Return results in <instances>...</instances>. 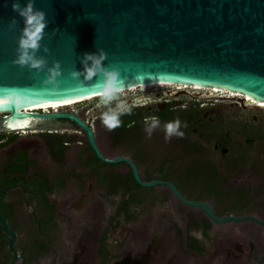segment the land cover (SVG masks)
Returning <instances> with one entry per match:
<instances>
[{
	"label": "flooded vegetation",
	"instance_id": "flooded-vegetation-1",
	"mask_svg": "<svg viewBox=\"0 0 264 264\" xmlns=\"http://www.w3.org/2000/svg\"><path fill=\"white\" fill-rule=\"evenodd\" d=\"M148 86L180 88L128 99L112 130L98 98L36 111L74 115L96 150L67 118L0 133V264H115L147 252L166 264H264V101L172 83L121 92ZM176 120L183 135L166 139Z\"/></svg>",
	"mask_w": 264,
	"mask_h": 264
},
{
	"label": "water",
	"instance_id": "water-1",
	"mask_svg": "<svg viewBox=\"0 0 264 264\" xmlns=\"http://www.w3.org/2000/svg\"><path fill=\"white\" fill-rule=\"evenodd\" d=\"M14 2L26 0H0V133L67 118L96 150L92 132L74 115L30 108L100 97L101 73L88 79L84 61L85 53L100 51L102 68L119 71L122 90L186 84L264 101V0H33L48 20L36 52L46 61L40 72L13 63L23 27ZM56 64L58 83H43ZM157 261L147 252L115 264H166Z\"/></svg>",
	"mask_w": 264,
	"mask_h": 264
},
{
	"label": "clouds",
	"instance_id": "clouds-1",
	"mask_svg": "<svg viewBox=\"0 0 264 264\" xmlns=\"http://www.w3.org/2000/svg\"><path fill=\"white\" fill-rule=\"evenodd\" d=\"M11 8L23 20V27L20 29V36L17 40V54L13 63L20 67H27L40 72L44 68L46 61L43 58H38L36 52L41 47V41L44 38L48 24L46 14L44 11L34 7L33 0H26L23 6L18 2H14ZM12 24H15L14 18L12 19ZM105 55L103 51L98 54L85 53V75L88 79H91L97 73H101V79L97 84L100 89V102L104 106H109L113 101L119 100L124 81L120 79V73L117 69L105 70L102 68ZM77 75L76 73L72 74L73 77ZM59 76V65L56 64L48 69L47 76L42 82L55 86L58 83L57 77ZM123 114H125L124 104L118 103L115 108H109L108 111L103 113L102 119L107 128L112 130L120 126V116ZM158 126V118H153L151 125L146 128V132L150 135ZM165 131L167 133L166 139H170L173 135H183L180 131L179 120L166 124Z\"/></svg>",
	"mask_w": 264,
	"mask_h": 264
},
{
	"label": "rangeland",
	"instance_id": "rangeland-1",
	"mask_svg": "<svg viewBox=\"0 0 264 264\" xmlns=\"http://www.w3.org/2000/svg\"><path fill=\"white\" fill-rule=\"evenodd\" d=\"M167 88V87H172V88H180V87H177V86H148V87H146V89L145 90H141V89H138V90H134V91H126V92H121L120 93V96H119V98H121V99H119V100H117V101H113L112 102V104L111 105H109V106H104V108H102V109H108L109 110V108H115L116 107V105L118 104V103H123V104H125V103H127V100L128 99H131V98H134V97H138V95H140V94H142V93H144V92H154V91H156V90H160L161 88ZM182 89H193V88H190V87H185V88H182ZM193 90H200V89H193ZM201 90H203V89H201ZM204 90H206V89H204ZM206 91H209L210 92V94H214V95H219V94H226V93H222V92H216V91H211V90H206ZM214 92V93H213ZM202 93H205V92H203L202 91ZM227 94H229V93H227ZM99 100H101V97H97ZM97 98H91V99H89V100H85V102H83V101H81V103L82 104H89V103H92L93 101H95ZM133 101H135V100H133ZM79 102H77V104H78ZM80 103V104H81ZM76 104V103H75ZM74 104H72V106L70 105V108L72 107H75V106H73ZM79 105V104H78ZM69 107V106H68ZM64 108V107H63ZM59 109V108H58ZM181 251H179L178 253H180ZM190 258V259H189ZM188 259H189V261H192L193 259L189 256L188 257ZM197 259V258H196ZM195 259V260H196ZM199 261L200 260H196V264H198L199 263Z\"/></svg>",
	"mask_w": 264,
	"mask_h": 264
},
{
	"label": "bare ground",
	"instance_id": "bare-ground-1",
	"mask_svg": "<svg viewBox=\"0 0 264 264\" xmlns=\"http://www.w3.org/2000/svg\"><path fill=\"white\" fill-rule=\"evenodd\" d=\"M158 84V83H157ZM140 86H144V85H140ZM138 87V86H137ZM135 87V88H137ZM193 87H201V86H196V85H193ZM131 88H134V87H131ZM201 88H207V87H201ZM209 88V87H208ZM129 89V88H127ZM211 89H216V90H220V91H224L222 89H218V88H211ZM227 94V93H226ZM239 95H241L239 93ZM88 98H92V97H88ZM88 98H85V99H81V100H77V101H69V102H64V103H57V104H51V105H42V106H39V107H35V108H30V110H34V109H40V108H45V107H49V106H57V105H62V104H67V103H71V102H74V103H77V102H81L83 100H86ZM230 264H233L232 261L230 262Z\"/></svg>",
	"mask_w": 264,
	"mask_h": 264
}]
</instances>
